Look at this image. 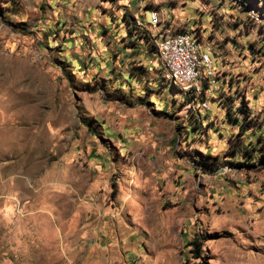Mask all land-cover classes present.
<instances>
[{"label":"rangeland","instance_id":"obj_1","mask_svg":"<svg viewBox=\"0 0 264 264\" xmlns=\"http://www.w3.org/2000/svg\"><path fill=\"white\" fill-rule=\"evenodd\" d=\"M247 2L0 0V264H264V0ZM151 11L209 53L202 91L164 79L137 35L159 40Z\"/></svg>","mask_w":264,"mask_h":264},{"label":"bare ground","instance_id":"obj_2","mask_svg":"<svg viewBox=\"0 0 264 264\" xmlns=\"http://www.w3.org/2000/svg\"><path fill=\"white\" fill-rule=\"evenodd\" d=\"M150 25L157 31L158 39L157 49L160 62V68L163 71L164 79L171 81L173 84H178L182 89L199 91L201 89V79L203 76V71L208 75L207 70L212 62L209 58L208 61H203L202 54H208L200 49L198 43L186 33H170L167 29L160 25V18L157 11L150 12ZM148 18V19H149ZM157 26L159 28L157 29ZM166 26V25H165ZM164 44L176 43L178 49H185L186 64L190 69L193 77H190V84L185 85L184 80L180 77L179 70L175 67L173 61L170 58H165V50L161 47ZM204 69V70H203ZM193 88L195 90H193Z\"/></svg>","mask_w":264,"mask_h":264},{"label":"built area","instance_id":"obj_3","mask_svg":"<svg viewBox=\"0 0 264 264\" xmlns=\"http://www.w3.org/2000/svg\"><path fill=\"white\" fill-rule=\"evenodd\" d=\"M148 17H152L148 15ZM165 25V23H164ZM161 47L165 50V58H170L177 70H179L180 77L184 80L185 85L190 84V77H193L190 73V69L186 64L185 49H178L176 43L173 44H164L162 43ZM203 61H208L210 56L208 54H202Z\"/></svg>","mask_w":264,"mask_h":264},{"label":"trees","instance_id":"obj_4","mask_svg":"<svg viewBox=\"0 0 264 264\" xmlns=\"http://www.w3.org/2000/svg\"><path fill=\"white\" fill-rule=\"evenodd\" d=\"M240 2H241V4L244 6V5H246V3L248 4V2H247V0H240ZM129 19H130V17L129 16H123V21L124 22H126V23H128L129 24ZM146 23H147V21H146ZM149 24H150V20H149ZM147 25H148V23H147ZM137 25H134V24H132V25H130L128 28H129V30H131V28L134 30V29H138V27H136ZM142 29L141 30H139L138 31V33H137V35H138V38L139 39H141V40H143V42L144 43H146V44H148L147 46H148V48H149V50H152V52H154V54H155V56H156V53H158V49H157V46H156V43H155V41H154V38H153V35H152V32H151V30L148 28V27H146V29H143L144 28V25H139ZM194 36V35H193ZM195 37V36H194ZM137 38V37H136ZM158 58H159V56H158ZM162 71V70H161ZM205 88V82L203 81L202 83H201V91H202V89H204ZM188 96H191V97H193V95H192V93L191 94H189V92H186L185 93V97H188ZM243 109H240V108H237L236 109V111L238 112V113H241V111H242ZM92 121L93 122H95V123H97V124H100V120H98L95 116H93L92 118ZM235 119H237V116H235ZM241 125H247L245 122H241L240 123ZM92 130V129H91ZM241 134V133H240ZM202 169H204L205 170V168H202Z\"/></svg>","mask_w":264,"mask_h":264}]
</instances>
